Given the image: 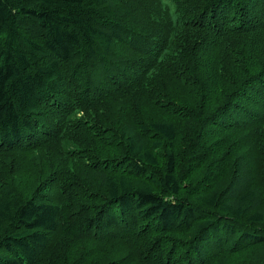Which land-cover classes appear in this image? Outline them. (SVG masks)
I'll return each instance as SVG.
<instances>
[{"label": "trees", "instance_id": "obj_1", "mask_svg": "<svg viewBox=\"0 0 264 264\" xmlns=\"http://www.w3.org/2000/svg\"><path fill=\"white\" fill-rule=\"evenodd\" d=\"M0 264H264V0H0Z\"/></svg>", "mask_w": 264, "mask_h": 264}]
</instances>
